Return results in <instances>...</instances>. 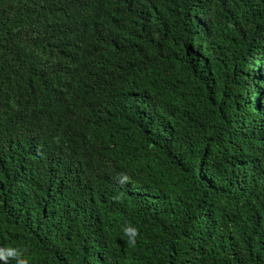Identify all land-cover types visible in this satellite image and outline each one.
Returning <instances> with one entry per match:
<instances>
[{
  "label": "trees",
  "instance_id": "trees-1",
  "mask_svg": "<svg viewBox=\"0 0 264 264\" xmlns=\"http://www.w3.org/2000/svg\"><path fill=\"white\" fill-rule=\"evenodd\" d=\"M65 30L85 45L59 64ZM263 30L264 0H0V147L24 138L8 159L50 182L0 193L1 244L30 264H264ZM111 46L139 78L114 129L77 98Z\"/></svg>",
  "mask_w": 264,
  "mask_h": 264
},
{
  "label": "clouds",
  "instance_id": "clouds-1",
  "mask_svg": "<svg viewBox=\"0 0 264 264\" xmlns=\"http://www.w3.org/2000/svg\"><path fill=\"white\" fill-rule=\"evenodd\" d=\"M59 37L66 42L67 47L70 46L69 49L66 48L67 54L62 56L59 64L69 63L73 58L78 59L84 49V36L79 32L65 30L61 31ZM129 56L128 52L121 50L117 46H111L102 54L98 63L88 71L96 75L102 74V76L108 79H103L102 82L96 83L93 86L91 92L96 93V96L92 99L80 94L77 95L81 113L87 121L91 122L94 114L112 129L123 124L128 109L127 91L134 89L139 82L138 76L134 74V66ZM159 61L153 65L152 72ZM107 65L114 67L113 69L105 70ZM261 65V56H258L256 67H260ZM255 85L259 87L261 82L255 81ZM61 99L57 97L54 100L56 102ZM12 141L13 143L9 147L4 142L0 147V193L6 194L4 198H33L37 196L42 185H47L50 182L40 179L29 172L16 169L13 157L8 159L9 156H12V146L19 143H22L23 146L28 144V142L24 138L16 140L12 138ZM22 146L20 151H23ZM129 179L126 173H122L117 183L123 187ZM114 199H118V197H114ZM33 206H35L34 203ZM121 231L127 237L129 246L135 247L137 238L140 236L139 230L130 224H126L122 227ZM1 243L3 242H0V264H30L29 258L21 251L20 247L3 245ZM48 253L53 254L47 251L41 257L49 255Z\"/></svg>",
  "mask_w": 264,
  "mask_h": 264
}]
</instances>
